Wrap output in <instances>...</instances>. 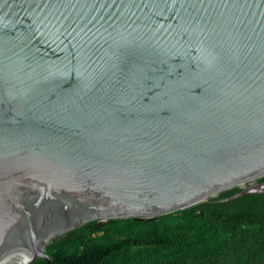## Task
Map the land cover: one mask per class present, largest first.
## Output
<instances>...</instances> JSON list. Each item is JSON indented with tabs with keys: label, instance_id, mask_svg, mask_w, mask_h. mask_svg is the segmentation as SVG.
<instances>
[{
	"label": "water",
	"instance_id": "water-1",
	"mask_svg": "<svg viewBox=\"0 0 264 264\" xmlns=\"http://www.w3.org/2000/svg\"><path fill=\"white\" fill-rule=\"evenodd\" d=\"M263 177L264 0H0V264Z\"/></svg>",
	"mask_w": 264,
	"mask_h": 264
},
{
	"label": "trees",
	"instance_id": "trees-1",
	"mask_svg": "<svg viewBox=\"0 0 264 264\" xmlns=\"http://www.w3.org/2000/svg\"><path fill=\"white\" fill-rule=\"evenodd\" d=\"M239 191L151 220L89 222L45 253L51 264H264V194L223 201Z\"/></svg>",
	"mask_w": 264,
	"mask_h": 264
},
{
	"label": "bare ground",
	"instance_id": "bare-ground-1",
	"mask_svg": "<svg viewBox=\"0 0 264 264\" xmlns=\"http://www.w3.org/2000/svg\"><path fill=\"white\" fill-rule=\"evenodd\" d=\"M8 264H27V261L22 257H17Z\"/></svg>",
	"mask_w": 264,
	"mask_h": 264
}]
</instances>
